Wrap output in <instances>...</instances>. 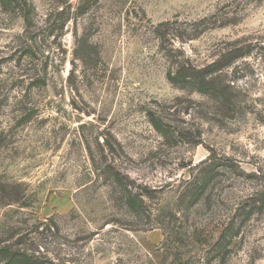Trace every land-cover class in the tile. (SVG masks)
Masks as SVG:
<instances>
[{"label":"rangeland","instance_id":"rangeland-1","mask_svg":"<svg viewBox=\"0 0 264 264\" xmlns=\"http://www.w3.org/2000/svg\"><path fill=\"white\" fill-rule=\"evenodd\" d=\"M28 1L0 4V264H264V0Z\"/></svg>","mask_w":264,"mask_h":264},{"label":"trees","instance_id":"trees-1","mask_svg":"<svg viewBox=\"0 0 264 264\" xmlns=\"http://www.w3.org/2000/svg\"><path fill=\"white\" fill-rule=\"evenodd\" d=\"M1 6L7 11H19L23 17L24 21L29 24L30 18L29 15L31 13V8L28 0H0ZM170 23H163L160 26V30L162 27L168 26ZM168 79L174 83H184L190 82L197 86V88L202 92H215L220 94L222 98H227V94L225 90L221 89L217 84V78H213L212 76H208L201 70H190L183 66L176 73L170 71L168 73ZM152 122L154 126L160 131H166V128L163 126L162 122L155 116H151ZM202 189V188H201ZM203 193V189L198 193L200 196ZM200 194V195H199ZM193 204L197 202L198 197L193 198ZM10 259L8 264H34L32 260H30L25 254L15 252L13 254L9 253Z\"/></svg>","mask_w":264,"mask_h":264}]
</instances>
